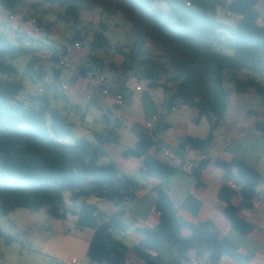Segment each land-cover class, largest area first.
<instances>
[{"label":"trees","instance_id":"16d2710c","mask_svg":"<svg viewBox=\"0 0 264 264\" xmlns=\"http://www.w3.org/2000/svg\"><path fill=\"white\" fill-rule=\"evenodd\" d=\"M260 1L45 0L47 4L63 7L61 18L68 22H80L85 11L101 10L121 15L131 23L135 41L129 52L117 48L123 63L120 67L110 63V69L118 72L119 68L124 74L134 72L139 81L147 79L152 88H161L169 112L185 107L196 109L200 117L207 118L210 135L206 139L183 138L178 152L181 158L187 148L201 152L202 159L190 171L198 188L204 187L202 176L213 163L209 149L214 143V131L229 111V87L237 94L254 92L264 107V15L257 10ZM28 4L30 0H0V11L15 16ZM218 10L232 12L237 21L234 24L220 21ZM37 20L49 39L51 28L43 19ZM107 30L104 23L97 29L88 58L77 74L86 77L95 71L104 74L105 62L96 53L110 47ZM81 33L77 32L72 39L74 44L78 41L83 44ZM25 37L12 38L6 29L0 30V74L7 77L0 79V239L7 246L16 240L2 230L1 221L24 208L44 210L63 221L75 219L79 231H91L88 257L100 264H129L131 254L145 264H192L189 255L193 251L198 258L208 255V264H218L225 257L249 263L255 257L251 252L242 254L238 244L228 239L212 220L194 223L184 219L162 186L152 189L159 223L137 228L143 239L134 247L119 239V233L137 223L135 218H126L127 206L137 199L145 182L166 181L182 171L150 155L152 149H160L159 137L169 125L160 119L151 132L140 125L131 128L138 142L134 148L124 149L122 156L142 160L136 174L123 172L109 152L112 144L121 145L118 127L105 128L95 134L94 140L79 138L73 144L64 142L74 124L56 112L48 119L47 113L55 99L52 86L56 83L62 86L60 80L68 70L60 65L61 61L70 52L68 47L50 48L34 37H28L29 45H24ZM37 42L41 45L35 47ZM149 42L161 52L155 56L157 59L146 46ZM48 49L53 64L50 72L40 66L41 59L37 56ZM24 58L29 61L20 74ZM143 65L145 68L141 69ZM169 68L173 72L171 77L167 76ZM20 75L41 86L40 93L20 100L24 85L12 79ZM49 77L51 82L47 80ZM163 80L166 83L160 82ZM105 88L113 90L109 81L101 89ZM83 116L87 117V113ZM105 120L109 121L106 117ZM257 128L264 131V123L258 122ZM214 164L223 170L218 193L223 216L233 230L247 236L256 226L241 214L252 210L256 200L264 202V193L259 191L262 175L240 158L230 162L218 159ZM99 201L113 203L118 211L104 212Z\"/></svg>","mask_w":264,"mask_h":264},{"label":"crops","instance_id":"0c3cea01","mask_svg":"<svg viewBox=\"0 0 264 264\" xmlns=\"http://www.w3.org/2000/svg\"><path fill=\"white\" fill-rule=\"evenodd\" d=\"M257 10L261 15H264V0H261L258 3ZM224 12L227 16V12ZM230 19L232 20L231 24H234L238 18L237 16H233ZM6 20H8V16L4 14L3 11H0V22H5ZM18 25L19 26L13 31V33L8 32L12 38H24L26 32L31 27L28 20H21ZM52 37L53 34L51 32L49 39L45 38L44 40L38 37H34V39L41 40L48 45L47 43L49 42L51 44L53 43ZM80 38L84 39L82 33ZM37 46L38 45H35V47ZM146 46L153 54V58L157 59L155 56L160 55L161 52L151 42ZM63 47L64 46H62V48ZM119 47L123 48V46ZM55 48L62 49L59 47ZM68 51L70 52L68 59L76 61L80 63V65H84L91 50L87 49L84 51L82 50L81 52H76L68 47ZM42 53L44 55L43 57L47 56L50 60V49L42 51ZM96 55L98 56L97 53ZM98 57L105 62L104 75L108 77V80L113 87L112 91L127 96V103L125 106H119L116 99L112 96L104 97L97 92H93L92 84L84 75L72 74L67 70L63 75L65 79L62 82L63 84H69V90L64 93L67 104L80 114L87 113V116H91L97 121L90 123L92 128H85L92 136V140H94L95 134L102 133L105 128L118 127L119 130L120 127V130L126 128L131 131V128L134 125H140L146 129L145 125L151 117L158 115L159 120L161 119L162 123L169 125V129L164 131L159 137L160 149H152L150 155L164 161V152L170 151L177 157L172 165L178 166L182 169V171L166 181L151 179L150 181L145 182V188L137 193V199L135 201L143 200L148 195L154 197L155 194L152 193V189L156 186H162L168 192L171 199L174 201L179 214L184 219L194 223L212 220L221 232L227 236L232 227L223 216V204L218 199V193L223 182V170L217 167L214 164V161L219 159L225 162H230L234 158H240L261 173L262 181L264 183V131H260L257 128L258 122L264 123V107L260 105L259 97L254 92L237 94L233 91L232 87L230 88L231 97L229 111L225 120L214 131V143L209 149V156L213 159V163L209 165L202 176L204 187L198 188L196 186L197 180L188 168L197 165L199 160L202 159L203 156L201 152L187 148L184 151L182 158L178 156V152L181 150L180 146L183 138L192 136L206 139L210 135L211 129L207 118L200 117L198 110L185 107H177L169 112L165 108L166 97L161 88H152L151 81L147 79L139 81L135 77L134 72L126 74L121 72L120 74H122L123 77L119 78L118 75H116L117 72L110 69V64H108L104 58L100 56ZM117 61L119 60L117 59ZM50 65L52 68L53 64ZM121 65L122 64H116V66ZM150 66L152 67L153 65L151 64ZM140 68H145V65L140 66ZM167 76H173V72L170 68ZM72 79H74L73 82L71 81ZM47 80L49 82L52 81L50 77L47 78ZM160 82L166 83L164 80ZM138 88L141 89L138 90ZM89 95H92L91 100L87 99ZM84 104H86V106H84ZM105 117L109 121H106ZM217 133H220V139L217 138ZM137 142L138 138L135 144H137ZM108 149L116 165L123 172L127 174H136L137 170L141 167V159H127L122 156L124 149H118L115 152V155H113L112 146H109ZM261 186L262 183L259 186V191L264 193V189H262ZM103 202L104 201H99V206L104 212L114 214L118 211V208H116L113 203L114 207L110 206V209H106L103 206ZM151 204L152 208L150 211V217L146 221L127 210L128 213L126 218H135L137 223L134 227L128 228L119 233V236L131 237L139 243L143 239V235L137 228L153 227L160 221L159 214L154 208V199ZM241 215L256 226L251 234L244 236L246 241L243 245L236 242L242 254L251 252L255 255L249 263L245 264H264V208H257L256 212L244 210ZM184 235L188 236L189 233L184 232ZM89 238L87 240L90 245ZM189 257L192 260V264H200V259L202 257L198 258L195 251L191 252ZM129 264L145 263L138 260L135 255L131 254ZM218 264L244 263L225 257Z\"/></svg>","mask_w":264,"mask_h":264},{"label":"rangeland","instance_id":"374dc122","mask_svg":"<svg viewBox=\"0 0 264 264\" xmlns=\"http://www.w3.org/2000/svg\"><path fill=\"white\" fill-rule=\"evenodd\" d=\"M30 2L27 6L21 8L20 15H24V20H28L30 17L44 20L45 25L52 29L53 43H47L51 45L50 48L67 46L75 51L72 39L77 32H82L84 37L82 50H90L95 39V32L104 23L108 27L105 34L110 40V47L98 50L97 54L104 58L108 64H122L124 58L118 53L117 48L123 46V49L129 52L135 41V34L131 23L121 15H111L101 10L85 11L82 13L80 22L74 20L68 22L61 18V15L65 12L63 7L47 4L45 0H30ZM31 4L36 7H33ZM218 19L228 24L232 23V20L225 15L223 10H218ZM21 20V18H18L11 21L8 18L5 22H1L0 30L6 29L9 33H13ZM36 37L45 40L43 32ZM25 39L28 41V37H25ZM24 45L29 44L28 42H24ZM36 45L39 46L41 44L37 42ZM37 56L41 59L40 66H44L45 71L50 72L51 63L49 58L47 56L43 57L42 52L38 53ZM28 61L29 58H24L21 61L20 74H22ZM118 70L116 75L122 78L123 76L120 74L121 70L119 68ZM3 78L7 77L0 74V79ZM12 79L21 81L24 85V90L19 96L20 100L30 95H37L41 91V86L22 79L21 75ZM64 79L62 77L60 81L63 82ZM51 91L52 95H55V99L52 101L47 118L49 119L50 115L56 112L74 124L70 135L64 138V142L73 144L79 138L92 140V136L86 131V129L92 128L90 122L87 120V117L91 116L84 117L83 114L73 110L67 104L60 83L53 85ZM119 130L121 145L112 144L113 155H115L118 149H131L136 145L137 136L133 132L126 128ZM220 137V133H217V138L220 139ZM261 188L264 189L263 181ZM153 199L154 197L148 195L143 200L130 203L127 206V210L146 221L150 217ZM103 203L106 209H110V206H113L109 201H104ZM1 228L5 233L13 237L16 242L7 246L5 240L0 239V264H100L91 260L87 255L89 249L87 239L91 236V231H79L76 228L75 219L63 221L49 216L44 210L34 211L21 208L4 217L1 221ZM227 237L241 245L246 241L243 235L233 229H231ZM119 239L129 247H134L138 244L131 237L119 236ZM200 264H208V256L202 257Z\"/></svg>","mask_w":264,"mask_h":264},{"label":"built area","instance_id":"2783aa9c","mask_svg":"<svg viewBox=\"0 0 264 264\" xmlns=\"http://www.w3.org/2000/svg\"><path fill=\"white\" fill-rule=\"evenodd\" d=\"M228 17H233L235 16L232 12H227L226 13ZM9 20H15L18 18H21L22 20L25 19L24 15H20V13L18 15L15 16H8ZM29 23H30V29L26 32V35L30 38L36 37L38 34L40 33H44V31L38 27V20L35 17H30L28 19ZM45 34V33H44ZM46 37V35H45ZM75 47V51H81L83 48V44L82 42H76L74 44ZM74 51V50H72ZM61 66L65 67L68 69L69 72H71L72 74H77L80 72L81 69V65L80 63L70 60L68 59V57L62 59L61 61ZM89 82L92 84L93 86V92H97L99 93L101 96L104 97H109L112 96L116 99V102L119 104V106H125L127 103L126 97L124 96V94H114L109 88H105V89H101L103 86H106L108 84V77L104 74H101L97 71L95 72H91L88 74L87 76ZM63 91L67 92L69 90V84L68 83H64L62 85ZM141 88H138V90H140ZM88 100L92 99V95H89L87 97ZM159 121V117L158 115H154L151 117V119L146 123V129L151 131L153 129V127L155 126V124ZM229 142V141H228ZM230 143V142H229ZM177 157L175 156L174 153L170 152V151H166L164 152V161L172 164L174 161H176ZM194 166H190L188 169L189 171H191L193 169ZM264 208V202H262L261 200H256L255 201V206L254 208L251 210L252 212H256L257 208ZM125 234V233H124ZM197 264V263H195Z\"/></svg>","mask_w":264,"mask_h":264},{"label":"water","instance_id":"95a60500","mask_svg":"<svg viewBox=\"0 0 264 264\" xmlns=\"http://www.w3.org/2000/svg\"><path fill=\"white\" fill-rule=\"evenodd\" d=\"M87 120H88L90 123H92V122H97L96 120H94V119L91 118V117H87Z\"/></svg>","mask_w":264,"mask_h":264}]
</instances>
